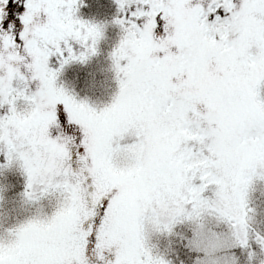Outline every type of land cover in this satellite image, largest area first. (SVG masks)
Returning <instances> with one entry per match:
<instances>
[{
    "label": "snow or ice",
    "instance_id": "obj_1",
    "mask_svg": "<svg viewBox=\"0 0 264 264\" xmlns=\"http://www.w3.org/2000/svg\"><path fill=\"white\" fill-rule=\"evenodd\" d=\"M114 2L113 23L123 33L109 53L118 91L97 110L57 78L69 63L97 54L102 26L78 18L79 0H23L19 13L0 0V109L8 106L0 114V168L9 166L13 145L3 137L14 124L25 199L61 197L50 216L0 236V264H88L91 237L103 264H166L144 248L139 228L158 173L180 184L196 172L192 192L173 196L163 219L157 215L161 230L170 231L178 215L214 210L237 230L239 246L248 245L247 191L254 178L264 179V0ZM21 62L31 95L12 87ZM21 96L33 104L30 114L17 113ZM129 134L135 142L117 166L115 142ZM226 177L230 209L220 207ZM210 181L218 186L214 201L203 197Z\"/></svg>",
    "mask_w": 264,
    "mask_h": 264
},
{
    "label": "trees",
    "instance_id": "obj_2",
    "mask_svg": "<svg viewBox=\"0 0 264 264\" xmlns=\"http://www.w3.org/2000/svg\"><path fill=\"white\" fill-rule=\"evenodd\" d=\"M119 15L114 0H79L78 18L96 23L103 28V37L97 44V54L84 63L71 62L57 78V86L65 89L77 100L96 107L105 96L118 91L116 73L109 53L119 43L122 31L113 20ZM264 99V86L260 89ZM15 109L19 106L14 105ZM9 166L0 168V227L15 229L20 224L33 220L41 212L37 202L23 195L25 177L19 163L11 159ZM264 185L254 184L247 194V210L251 223L246 225L248 245L240 247L232 224L219 212L179 215L171 224V230L162 232V237L152 234L144 248L153 258H162L166 264H264V246L256 237L264 238ZM252 212V214H251ZM259 224V225H258ZM250 252L254 255L250 259Z\"/></svg>",
    "mask_w": 264,
    "mask_h": 264
},
{
    "label": "rangeland",
    "instance_id": "obj_3",
    "mask_svg": "<svg viewBox=\"0 0 264 264\" xmlns=\"http://www.w3.org/2000/svg\"><path fill=\"white\" fill-rule=\"evenodd\" d=\"M22 4H23V0H17V3H13L12 0H9V9L17 13L22 12L23 11ZM13 20L16 24L15 31L16 33H19L22 26L20 25L19 21L15 19V17H13ZM157 35H160V33H157ZM51 66L53 68H56L58 67V64L55 61H53ZM19 67H20V72H18L17 75L12 80V87L21 93L31 95V89H29L28 87V82L25 79L21 78L22 76L27 77L29 74L23 71L22 62L19 65ZM31 87H32V90L34 91L35 84H33ZM115 94L105 96L104 98L106 99L104 101H100L98 105L94 108H96L97 110H100L103 107L107 106L108 104L112 102V99L114 98ZM16 105L19 106L18 108L16 107L17 113L21 115L30 114L33 109V104L29 100L23 98L22 96L16 99ZM198 107H200L202 110V106H198ZM7 111H8V106L6 105L4 106V109H0V114H2L3 112H7ZM71 130H72L73 135L76 138H79L80 131H79L78 126L73 125ZM50 132L53 138H55V136L59 134V130L55 128L50 129ZM19 135L20 133L17 131L16 126L13 124L10 130L9 129L5 130L3 138L6 141L5 147L9 143L13 145L12 152L10 153L11 155H13L11 159L12 160L16 159L14 161L19 163L20 169L21 168L23 169L22 160L18 158V155H17L19 149L17 148L15 144V141L18 139ZM134 142H135L134 138L131 136V134L127 135L126 137L120 138L115 142V147L113 148L112 157H111L114 164H116L117 166H122L125 163L126 153L124 149L128 145ZM137 159H139V157H137ZM0 162H3L2 155H0ZM74 167H75V164H74ZM22 172L24 173V169ZM23 175L25 177V174ZM157 177L158 178L154 181L153 194L149 196L146 201L142 202L140 206V215L146 217L145 219L140 218L139 220L140 234L144 241L152 235L153 231L154 233L155 231H162L157 222L156 217L157 215H160L161 219H163L164 214L162 210L168 207L169 202L175 203V201L172 200V197L175 196V197H180L181 199H183L184 192H188V193L192 192V187H190V185H193V180L196 177V172L193 171L192 176L188 177L186 182H182L180 184H173V182L169 179L168 175L165 173H158ZM259 181H261L264 185V179L254 178L252 180V183L248 187L247 194L252 191L254 184H256ZM195 187H199V185H195ZM204 187H205V191L203 193V197L210 201L216 200V193H217L218 186L213 184L210 181ZM220 190L222 192L220 207L223 209H230L232 206V194H233V187H232L230 178L226 177L224 179L222 188ZM247 199H248V196L246 197V208L244 209V217H243L245 224L251 223L252 219L254 218V215L251 216V218H249V215L246 213L247 202H248ZM60 200H61L60 194L56 192L44 195L41 198H39L37 200L38 202L36 201L37 205L39 206L37 210L40 211L41 213L40 214L35 213L37 217L36 218L33 217L32 219L45 218L47 216H50L52 212L55 210V207L58 201ZM208 211H212V210L204 209L200 212V214L203 215L207 213ZM176 219H178V217ZM8 230L9 229L6 230L0 227V236H4L5 238H7ZM155 234H157V238L162 237V232H158ZM120 235L122 238L126 237L127 235V225L126 224L121 225ZM89 243H92V240L89 241ZM89 248H90L89 250L90 253L96 259V262L98 264H103V262H101L96 256L95 246L90 245ZM85 256H86V253H85ZM111 257L114 259V256L111 255ZM249 257L250 259H253L254 255L250 252ZM106 258L109 259L110 255H106Z\"/></svg>",
    "mask_w": 264,
    "mask_h": 264
},
{
    "label": "flooded vegetation",
    "instance_id": "obj_4",
    "mask_svg": "<svg viewBox=\"0 0 264 264\" xmlns=\"http://www.w3.org/2000/svg\"><path fill=\"white\" fill-rule=\"evenodd\" d=\"M92 240V243H88V246H87V249H86V254H87V259H88V263L89 264H98L97 262H96V259L92 256V254L90 253V245L91 246H95V239H94V237H91L90 239H89V241H91ZM105 255H109V254H105ZM110 259H113L112 257H111V255H110V258H109V260Z\"/></svg>",
    "mask_w": 264,
    "mask_h": 264
}]
</instances>
